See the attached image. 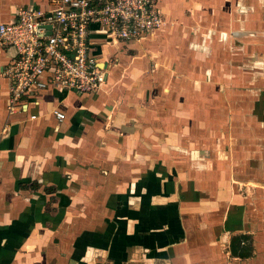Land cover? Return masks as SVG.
I'll list each match as a JSON object with an SVG mask.
<instances>
[{"label": "crops", "instance_id": "1", "mask_svg": "<svg viewBox=\"0 0 264 264\" xmlns=\"http://www.w3.org/2000/svg\"><path fill=\"white\" fill-rule=\"evenodd\" d=\"M160 9L153 38L92 33L96 94L11 116L0 50V264H264V0Z\"/></svg>", "mask_w": 264, "mask_h": 264}, {"label": "built area", "instance_id": "2", "mask_svg": "<svg viewBox=\"0 0 264 264\" xmlns=\"http://www.w3.org/2000/svg\"><path fill=\"white\" fill-rule=\"evenodd\" d=\"M160 2L50 0L47 11L15 9L13 21L0 24V50L12 52L2 71L9 81L7 115L23 111L24 100L35 92L96 94L106 75L91 52L92 33L122 43L153 38L166 25ZM52 114L58 121L65 118L58 111Z\"/></svg>", "mask_w": 264, "mask_h": 264}, {"label": "rangeland", "instance_id": "3", "mask_svg": "<svg viewBox=\"0 0 264 264\" xmlns=\"http://www.w3.org/2000/svg\"><path fill=\"white\" fill-rule=\"evenodd\" d=\"M165 26H166V25H165ZM164 29H165V28H164ZM163 31H164V30H163ZM163 31H162V32H163Z\"/></svg>", "mask_w": 264, "mask_h": 264}]
</instances>
